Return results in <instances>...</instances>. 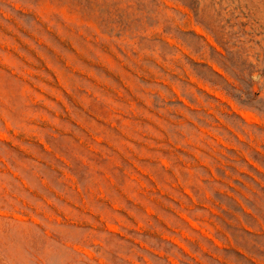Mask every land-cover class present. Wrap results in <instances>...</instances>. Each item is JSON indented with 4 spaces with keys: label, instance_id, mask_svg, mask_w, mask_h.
Segmentation results:
<instances>
[{
    "label": "rangeland",
    "instance_id": "374dc122",
    "mask_svg": "<svg viewBox=\"0 0 264 264\" xmlns=\"http://www.w3.org/2000/svg\"><path fill=\"white\" fill-rule=\"evenodd\" d=\"M0 264H264V0H0Z\"/></svg>",
    "mask_w": 264,
    "mask_h": 264
}]
</instances>
